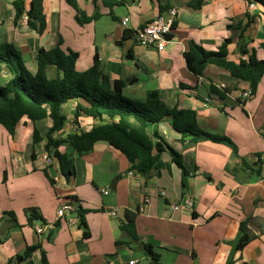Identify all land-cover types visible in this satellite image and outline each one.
<instances>
[{
  "label": "crops",
  "instance_id": "obj_1",
  "mask_svg": "<svg viewBox=\"0 0 264 264\" xmlns=\"http://www.w3.org/2000/svg\"><path fill=\"white\" fill-rule=\"evenodd\" d=\"M13 2L0 0V43L13 45L31 74L38 70L39 52L55 48L61 39L64 51L78 54V72L93 68L97 58L101 72L112 82L135 80L123 90L127 99L145 102L150 92H158L168 108L194 111L202 130L230 139L237 151L210 141L183 140L170 119L149 126L155 144L163 140L181 156L190 173L184 189L182 171L169 152L162 153L161 164L146 174L140 159L129 160L106 142L97 143L82 157L67 144L48 153L47 133L54 125L50 118L33 121L26 115L13 135L0 123V264H17L16 259L34 247L30 264H153L145 245L153 248L158 264H264V76L252 96V84L224 68L209 65L197 77L185 61L191 43L218 52L225 41H230L229 62L264 61V2L204 0L195 8L193 0H125L110 11L99 1L77 0L87 17L101 16L82 25L66 0H44L43 34L31 30L23 17L15 22ZM32 3L26 0L27 8ZM172 7L178 18L162 52L140 45L134 36L123 41L125 33L134 35L136 28ZM247 16L253 21L243 34L247 52L242 54V32L236 26H245ZM125 19L129 21L124 26ZM47 74L49 79L62 77L55 66ZM13 77L3 65L0 87ZM220 85L226 86L225 91ZM246 93L250 98L243 101ZM79 104L87 106L82 100L62 106L66 121L52 134L53 140L118 122L107 116L76 118ZM56 151L74 162L76 174L69 180L57 158L47 167L43 164V155L53 157ZM107 188L106 196L102 190ZM186 200L193 203L191 208L184 206ZM65 203L76 212L59 219L58 208ZM176 205L180 208L173 211ZM32 210L38 217L34 227L28 224L27 212ZM122 210L127 220L128 212L136 215L140 241L123 232L118 217ZM80 213L88 236L73 223ZM245 222L253 239L239 250L240 226ZM41 226L50 227L44 236L36 233Z\"/></svg>",
  "mask_w": 264,
  "mask_h": 264
},
{
  "label": "trees",
  "instance_id": "obj_2",
  "mask_svg": "<svg viewBox=\"0 0 264 264\" xmlns=\"http://www.w3.org/2000/svg\"><path fill=\"white\" fill-rule=\"evenodd\" d=\"M67 3L76 10V19L80 24H88L99 19V14L87 17L77 4V0H66ZM104 7L112 11L115 7H120L125 0H96ZM249 3H263L264 0H247ZM204 0H193L192 5L200 8ZM17 23L24 15L28 17V26L31 30L43 34L46 30V16L44 14V0H33L32 6L27 8L26 0H14L13 2ZM248 22L245 26L237 25L242 35L240 36V51L246 54L247 41L244 33L253 18L247 16ZM133 33H125L123 41L131 38ZM230 41H225L218 52H207L195 43H191L185 53L187 69L197 77L203 75V71L209 65H215L227 70L234 78L252 84V96L256 95L258 86L264 76V61L250 59L241 61L238 64L229 62L228 45ZM63 41L60 39L58 45L49 51H40L38 55V70L36 74H31L17 49L7 43H0V72L2 66L7 65L14 73V77L5 87H0V123L13 135L24 116H29L33 121H40L46 118L53 120V127L48 131V144L46 150L51 152V148H58L63 144L72 147L78 156H85L91 153L94 146L99 142H106L114 149L120 151L129 160L140 159L142 172L149 174L162 162L161 155L169 152L174 164L182 171V185L187 189L190 178L189 171L182 163L181 156L175 152L163 140L157 144L148 134V127L162 123L170 119L171 127L175 133L183 140L190 139L194 143L210 141L216 144H224L237 151L234 143L223 136L215 135L202 130L197 121L194 111L180 108H168L160 99L158 92H150L145 102H136L127 99L123 95V90L127 83H134L129 79L126 82H112L104 75L99 67L96 58L93 68L80 73L76 70V60L78 54L62 49ZM50 66L57 67L62 73V77L49 79L47 71ZM223 96V94H222ZM82 100L87 106L79 104L76 109V118L85 114L91 118L99 119L104 116L110 119H117L118 122L99 126L89 133L74 134L64 140H53L52 134L58 132L64 126L66 118L61 113V108L68 101ZM135 121L137 126L132 123ZM35 143L40 142L39 134L34 135ZM54 158L59 160L62 173L67 180L75 176L76 170L72 160L66 156L55 152ZM28 224L34 227L38 217L34 210L28 211ZM13 216V215H12ZM18 224L16 218H13ZM136 215L128 212V223L122 222V230L126 237L140 241L135 229ZM79 224L86 231L87 224L84 214L79 215ZM248 222L242 223L240 228L242 237L238 244V249H244L253 239L248 230ZM59 223L55 225L57 227ZM3 240L0 238V244ZM152 263L158 264V256L153 253V248L145 245ZM37 247L28 249V252L16 259L17 264L27 261Z\"/></svg>",
  "mask_w": 264,
  "mask_h": 264
},
{
  "label": "built area",
  "instance_id": "obj_3",
  "mask_svg": "<svg viewBox=\"0 0 264 264\" xmlns=\"http://www.w3.org/2000/svg\"><path fill=\"white\" fill-rule=\"evenodd\" d=\"M178 18V10L176 8H169L164 14L156 17L149 23L144 26L138 27L134 31V38L138 41V43L147 48H156L159 52H162L166 45L170 42L176 22ZM23 21L28 23V17L26 15L23 16ZM128 19H125L122 24L125 26L128 23ZM219 89L225 91L226 86L220 85ZM250 98V94L246 93L243 95V101L248 100ZM43 164L45 167L51 165L54 161V157L50 156L48 153L43 155ZM103 195H109L110 189L107 188L102 190ZM165 195L164 193L162 194ZM184 206L191 208L193 203L190 200H186L184 202ZM180 205L174 206L173 211L179 210ZM76 208L70 204L65 203L61 204L58 208V218L65 219L69 214L75 213ZM74 224H79V219L76 218L73 221ZM48 226H41L36 228V233L40 236H44L46 229H49ZM22 264H30L29 261L27 263ZM130 264H134L131 262Z\"/></svg>",
  "mask_w": 264,
  "mask_h": 264
},
{
  "label": "water",
  "instance_id": "obj_4",
  "mask_svg": "<svg viewBox=\"0 0 264 264\" xmlns=\"http://www.w3.org/2000/svg\"><path fill=\"white\" fill-rule=\"evenodd\" d=\"M119 180H120V177L116 178V179L112 182V184H111V190H112V191H114V190L116 189V184H117V182H118ZM118 217L120 218L121 221H123V222H125V223H128V220H127V218H126V216H125V211H124V210H122V212L118 214Z\"/></svg>",
  "mask_w": 264,
  "mask_h": 264
}]
</instances>
